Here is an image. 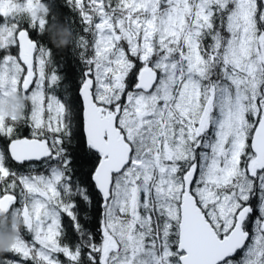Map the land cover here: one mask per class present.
<instances>
[{
  "label": "snow or ice",
  "instance_id": "obj_1",
  "mask_svg": "<svg viewBox=\"0 0 264 264\" xmlns=\"http://www.w3.org/2000/svg\"><path fill=\"white\" fill-rule=\"evenodd\" d=\"M61 3L0 0V264H264V0Z\"/></svg>",
  "mask_w": 264,
  "mask_h": 264
},
{
  "label": "trees",
  "instance_id": "obj_2",
  "mask_svg": "<svg viewBox=\"0 0 264 264\" xmlns=\"http://www.w3.org/2000/svg\"><path fill=\"white\" fill-rule=\"evenodd\" d=\"M45 3H52L53 0H44ZM54 7L57 9V11L61 14V18H63L64 15L68 14V9L61 3V0H54ZM75 27H78L76 25ZM50 32L52 35L53 43L63 49V48H71V42H72V26L67 21H57L55 24L50 25ZM34 37L36 36V32L33 30ZM57 60L60 61L63 64L62 71L66 74L67 80L72 83V92H75V82L78 72V62L74 64L73 59L71 58V54L67 52H58L57 54ZM26 104V101L24 102V106ZM23 107H21L18 111L19 116L15 115L17 118H20L23 116ZM20 223L18 218L15 217H2L0 216V233H3L5 235H12L16 234L14 229L11 227L13 224L18 225ZM14 238V236H13Z\"/></svg>",
  "mask_w": 264,
  "mask_h": 264
},
{
  "label": "clouds",
  "instance_id": "obj_3",
  "mask_svg": "<svg viewBox=\"0 0 264 264\" xmlns=\"http://www.w3.org/2000/svg\"><path fill=\"white\" fill-rule=\"evenodd\" d=\"M3 110L6 114H9V115L13 114L7 105L4 106ZM15 114L19 116L18 112ZM12 241H13L12 235H5L3 233H0V252L7 249L11 245Z\"/></svg>",
  "mask_w": 264,
  "mask_h": 264
},
{
  "label": "rangeland",
  "instance_id": "obj_4",
  "mask_svg": "<svg viewBox=\"0 0 264 264\" xmlns=\"http://www.w3.org/2000/svg\"><path fill=\"white\" fill-rule=\"evenodd\" d=\"M2 20H3V17H0V21H2ZM11 103L16 104V105L20 104V105H18L17 109L22 106V104L20 102V97L19 96L15 97L14 100L11 101ZM9 109L11 110V108H9ZM17 109H16L15 112H12V110H11V112L13 113L11 115H15V113L17 112ZM15 235L16 234H13L14 237H15Z\"/></svg>",
  "mask_w": 264,
  "mask_h": 264
}]
</instances>
